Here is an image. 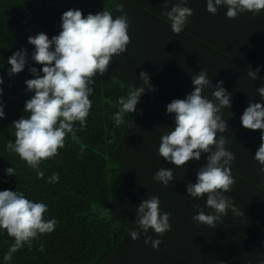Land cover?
<instances>
[{"label":"trees","instance_id":"1","mask_svg":"<svg viewBox=\"0 0 264 264\" xmlns=\"http://www.w3.org/2000/svg\"><path fill=\"white\" fill-rule=\"evenodd\" d=\"M189 1L184 6L192 9L195 0ZM181 2L167 0L166 8L165 0H0V104L5 112L0 119V191L22 192L30 201L46 204L44 219L57 221L53 232L40 235L30 248L25 244L10 261L4 256L14 238L0 229V264H264V230L256 223V219L264 221L262 205L254 197L247 200L230 190L224 195L244 215L237 216L229 209L216 228L197 223L192 217L199 211L213 212L206 206L207 194L194 199L179 192L175 184H195L207 154L202 153L199 161H193L192 170L184 169V174L159 156L161 137L173 130L174 115H167L162 107L170 103L169 98L147 90L139 74L148 73L155 89L157 80L172 77V45L184 41L201 44L184 31L173 33L171 22L161 15ZM117 4H123L122 12L116 11ZM70 9L81 10L85 18L104 10L114 19L126 14L130 42L126 52L113 56L105 74L94 77L86 129L79 130L76 122V138L69 134L58 155L39 164V171L44 173L40 179L37 170L18 154L7 151L6 145L15 141L12 123L30 116L24 112L25 102L34 94L25 84L35 78L29 68L43 67L31 59L35 46L28 43V37L41 32L49 39L59 35L61 17ZM261 12L264 16V10ZM258 28L264 30V25ZM257 42L262 43V38ZM20 49L27 51V63L23 71L10 76L8 58ZM176 61L184 64L180 58ZM141 87L146 91L136 105L137 111L125 113L123 123L116 126L111 117L119 111V98ZM222 115L227 130L237 128L239 120L233 110L224 107ZM226 131L217 132V139L224 136L225 147L240 145L230 143ZM9 167L16 175L6 174ZM163 167L172 168L175 177L169 187L154 179ZM231 172L235 180L253 188L259 201L264 202V182L255 184ZM54 173L59 175L58 182H48ZM153 196L159 198L160 212L171 214V230L162 237L152 229L148 231L152 239L162 240L158 250L151 243L145 244L146 237L135 224L137 207ZM131 230L139 231L140 238L132 240Z\"/></svg>","mask_w":264,"mask_h":264},{"label":"clouds","instance_id":"2","mask_svg":"<svg viewBox=\"0 0 264 264\" xmlns=\"http://www.w3.org/2000/svg\"><path fill=\"white\" fill-rule=\"evenodd\" d=\"M185 3L186 0H182L171 10L161 13L171 22L175 34L184 30L188 17L193 15L192 10L184 6ZM219 6H227L226 17L234 19L244 12L257 15L264 10V0H207L209 13L215 15ZM115 9L122 12L123 4L115 5ZM61 21L62 30L51 39L42 32L28 37V43L35 46L31 59L43 67L40 70L29 68L35 78L26 80L25 84L27 91L34 94L25 102L24 112L30 113V116H23L12 123L15 141L6 145L7 151L18 154L31 168L37 170L40 179H43L44 173L39 171V164L58 155L69 134L73 139L76 138V122H79V130L86 129V120L92 107L89 96L93 92L91 85L95 84L94 77L105 74L113 56L126 52L130 42L126 14L114 19L109 11L104 10L95 15L90 13L85 18L81 10L70 9L63 13ZM7 62L11 65L8 69L10 76L20 73L27 63V51L20 49L14 52ZM258 71L249 70L247 74L256 80ZM139 78L148 85L147 90H155L149 83L148 73L141 72ZM191 83L194 90L185 99H175L167 105V113L174 114V128L161 137L158 152L160 157L175 167L185 166L190 160L199 161L202 153L207 154L206 163L196 174V183H188L186 193L194 199L207 194L206 206L213 212L205 214L201 210L192 219L216 228L221 216L227 215L229 209L237 216L244 215L224 195L235 183L230 170L235 156L225 149L224 136L217 139V132L223 133L228 128L227 121L222 119V108H231L232 94L222 86L223 81H219L213 91L214 101L203 97L205 87L213 88L204 70L194 74ZM0 84H3L2 77ZM145 91L141 87L130 90L126 98H119V111L111 117L116 126L123 123L125 113L137 111L136 105ZM257 91L264 102V86ZM2 92L0 88V94ZM4 116V106L0 104V119ZM241 124L249 130H262L261 144L254 159L261 165V173H264V103L250 101L241 116ZM6 174L16 175L15 169L7 168ZM174 178L172 168H161L154 175V179L166 187ZM58 180L59 175L54 173L48 182L56 183ZM159 205L157 196L145 199L137 207L135 217V224L146 237L145 244L151 243L154 250L159 249L162 240L152 239L148 235L149 229L161 237L171 230V214L161 213ZM47 211L46 204L30 201L22 192L0 191V229L6 230L14 238V243L4 256L6 261H10L13 253L25 244L30 248L31 242L40 235L54 231L57 221H46L44 214ZM129 236L137 240L140 232L131 230ZM40 250L43 251V245Z\"/></svg>","mask_w":264,"mask_h":264},{"label":"crops","instance_id":"3","mask_svg":"<svg viewBox=\"0 0 264 264\" xmlns=\"http://www.w3.org/2000/svg\"><path fill=\"white\" fill-rule=\"evenodd\" d=\"M191 10L193 15L188 17V26L183 31L201 44L184 41V43L171 46L174 53V68H171L172 77H166L169 79L168 81L157 80L154 92L158 96H167L169 98L167 101L170 103L175 100V96L185 99L194 90L191 83L192 76L204 70L213 88L205 87L202 96L214 99L215 86L217 82L223 81L222 86L232 94V106L227 108L233 110L238 116L237 128L250 132L254 136V140L260 139L262 130L244 128L241 124V116L250 101L264 103L257 91L261 86H264V30L258 28L264 25V16H261L263 13L260 12L253 16L251 12H244L234 19H229L226 17L227 6H219L217 13L213 15L207 11V0H195V5ZM258 38H262L263 42L259 44ZM178 58L184 62L183 65L176 61ZM256 69H259L257 79L253 80L247 73L249 70L255 71ZM164 88L165 92H163ZM172 92H175L174 96L169 95ZM162 107L165 113L170 115L166 111L167 105ZM223 117L224 115H222V119ZM232 131L240 130L233 129ZM254 140L248 150V162L245 165L249 168L250 164L249 171H242L238 168H230V170L237 172L241 178H250L257 184L264 182V173L260 171L261 165L254 160L260 147L254 143ZM229 142H234L231 135H229ZM236 147L240 148V145H236ZM193 161L190 160L185 166L176 168H179V171L184 174V169L192 170ZM231 175L235 179L232 172ZM189 177L193 179L192 174ZM178 183L175 184L178 191L182 190L186 193L187 184L183 182L178 186ZM236 201L237 199L234 203ZM252 207L254 210V204ZM256 223L261 230H264L263 220L256 219Z\"/></svg>","mask_w":264,"mask_h":264},{"label":"rangeland","instance_id":"4","mask_svg":"<svg viewBox=\"0 0 264 264\" xmlns=\"http://www.w3.org/2000/svg\"><path fill=\"white\" fill-rule=\"evenodd\" d=\"M163 92H165V88ZM174 93L175 92L169 93V95H173ZM174 99H183V98L175 96ZM236 129L240 131H235V132L229 131V130L226 131L227 135H231L234 138V141L240 144V148H237V147L234 148L231 146H230L231 148H229V147L224 146L226 150L231 151L235 156V159L231 162L230 167L238 168L242 171H245V170L249 171L250 164H249V168L246 167L245 165H247L246 163L248 162V156H249L248 150L250 146H252L253 144L252 142L254 140V136L250 132H247L246 130H241L239 128H236ZM254 143L260 146L261 138L254 140ZM234 181L235 183L232 185L231 190H233L237 196L242 197L247 200L254 197L255 202L258 204H261L262 209H264V202L261 203L259 201L257 193L254 192L253 188H251L250 186H246L241 181L239 182L235 179Z\"/></svg>","mask_w":264,"mask_h":264}]
</instances>
